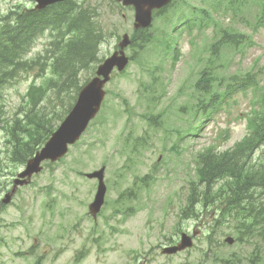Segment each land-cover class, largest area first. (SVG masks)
Masks as SVG:
<instances>
[{
    "label": "rangeland",
    "instance_id": "rangeland-1",
    "mask_svg": "<svg viewBox=\"0 0 264 264\" xmlns=\"http://www.w3.org/2000/svg\"><path fill=\"white\" fill-rule=\"evenodd\" d=\"M89 1L100 13L98 25L104 34L100 61L115 49L124 32L135 33L133 12L110 0ZM185 3L195 6L193 16ZM32 4V0H0V26L1 19ZM260 6L261 0H176L156 15L147 30L151 41L142 50L133 45L126 48L131 60L106 85L101 111L83 136L63 158L44 164L5 206L0 214V264H249L245 257L252 249L264 264V240L259 236L248 244L237 240L232 224L207 229V222L213 225V214L203 208L196 217L180 216L189 182L199 179L192 158L205 154L209 146V153L216 155L226 147L234 149L248 130L246 112L256 108L262 96ZM187 11V26L173 30L184 20L179 13ZM222 33L237 35L239 49L220 45L213 54L210 47ZM50 42L45 32L28 56L45 52ZM251 70L256 86L232 91L216 112L203 116L197 104L207 101L208 91L220 93L222 82ZM34 73H22L0 88V197L22 169L10 159L5 123L27 109L24 97ZM40 107L47 118L64 108L48 97ZM199 122L197 133L190 136ZM259 152L253 153V160ZM250 157L251 152L249 161ZM101 166H105L107 190L93 219L87 211L96 181L84 174ZM192 228L199 230L192 247L173 255L161 252ZM226 236L234 242L226 243Z\"/></svg>",
    "mask_w": 264,
    "mask_h": 264
},
{
    "label": "trees",
    "instance_id": "trees-1",
    "mask_svg": "<svg viewBox=\"0 0 264 264\" xmlns=\"http://www.w3.org/2000/svg\"><path fill=\"white\" fill-rule=\"evenodd\" d=\"M67 12L68 16L64 17ZM53 14L52 27L59 33V38L54 37L58 43H55L54 48L51 50L54 55L52 76L47 78L45 88H49L55 98H59L62 93L72 92L70 99L73 100L80 86V82L77 83L79 70L87 67L90 62L97 59V47L101 40L100 31L96 28L92 19L91 8L88 6L77 8V3L74 0L55 5ZM35 26H37V33H40L42 26L39 23ZM35 26L22 23L21 35L23 37L26 34L29 35ZM66 35L68 36L64 39ZM10 40V32L0 38V61H8L12 58ZM7 75L6 71H0V83L4 81ZM44 91L45 89L39 88V86L29 91L28 95L32 106L36 105L41 98L39 95ZM70 104L71 102L68 103V106ZM30 119L32 126L27 135L28 141L22 142L19 146L23 154L28 151L27 156L31 155L40 144L37 141V143H34L36 146L32 145L31 139L34 136H41V128L46 127V122L42 121L41 115L33 113ZM257 127H264V114L257 117ZM33 131H35V134L32 133ZM51 131V126H48L44 138ZM256 138H258V135L252 137L250 144ZM239 155L237 152H232L219 158L211 156L205 158L206 174L201 170L200 175L202 178H206V182L203 189L198 193V205L202 208L226 210V213L224 210L219 212V218L221 219L218 222L219 226L225 225L222 222L229 219L228 223L234 221L237 227L240 225L244 230V234L248 235L252 233V226L255 223L258 222L264 225V214L254 216L256 221L250 222L245 221L244 218L251 217V214H243L239 210L264 212V164L256 171L244 170V168L241 170V167L234 168ZM227 172L230 175L229 179L225 183L215 186V177ZM258 191L260 193H257ZM188 206L192 207L191 205Z\"/></svg>",
    "mask_w": 264,
    "mask_h": 264
},
{
    "label": "water",
    "instance_id": "water-1",
    "mask_svg": "<svg viewBox=\"0 0 264 264\" xmlns=\"http://www.w3.org/2000/svg\"><path fill=\"white\" fill-rule=\"evenodd\" d=\"M42 4L56 0H40ZM169 0H122L123 4H132L135 8V28L138 26H147L151 20L152 8H158L166 4ZM127 35L123 36V40L120 42V47L123 48L128 44ZM127 63V57H125L122 49L118 52H114L111 56L107 57L97 68L96 75L86 85H84L76 98V101L70 109L68 115L60 124L58 129L52 133L49 140L45 143L44 147L40 151L36 152L35 156L27 161L26 168L23 172L18 174V178L14 180V187L11 193L14 192L17 184L27 183L32 173L40 170V162L44 159L56 160L62 156L67 150V144L73 143L86 127L88 121L98 111L102 99L104 97V91L102 89L105 81L108 78L109 73L116 67L118 70H122ZM102 77V78H101ZM99 176L98 191L95 195V200L91 205V211L95 213L100 208L103 202L104 186L101 182V171L89 174V176ZM26 179H19L22 177ZM10 194H7L3 199L6 203L10 199ZM228 241H231L227 238ZM190 239L183 234L181 243L178 246L167 248L166 251L174 252L178 249H182L186 246H190Z\"/></svg>",
    "mask_w": 264,
    "mask_h": 264
},
{
    "label": "flooded vegetation",
    "instance_id": "flooded-vegetation-1",
    "mask_svg": "<svg viewBox=\"0 0 264 264\" xmlns=\"http://www.w3.org/2000/svg\"><path fill=\"white\" fill-rule=\"evenodd\" d=\"M2 20H4V18Z\"/></svg>",
    "mask_w": 264,
    "mask_h": 264
}]
</instances>
